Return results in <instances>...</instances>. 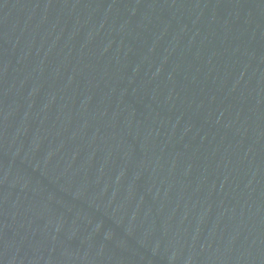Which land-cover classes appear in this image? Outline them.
Returning a JSON list of instances; mask_svg holds the SVG:
<instances>
[{
    "label": "water",
    "instance_id": "obj_1",
    "mask_svg": "<svg viewBox=\"0 0 264 264\" xmlns=\"http://www.w3.org/2000/svg\"><path fill=\"white\" fill-rule=\"evenodd\" d=\"M0 264H264V0H0Z\"/></svg>",
    "mask_w": 264,
    "mask_h": 264
}]
</instances>
